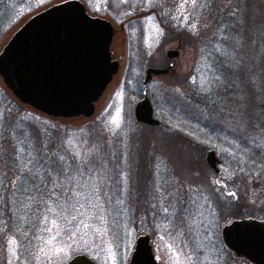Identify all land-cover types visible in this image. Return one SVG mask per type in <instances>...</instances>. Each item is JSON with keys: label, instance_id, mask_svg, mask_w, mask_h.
<instances>
[{"label": "rangeland", "instance_id": "1", "mask_svg": "<svg viewBox=\"0 0 264 264\" xmlns=\"http://www.w3.org/2000/svg\"><path fill=\"white\" fill-rule=\"evenodd\" d=\"M63 1L0 0V51L27 17ZM80 1L89 15L112 24L110 50L120 66L90 119L35 113L0 77V264H63L76 254L94 264H129L142 234L149 236L157 264H252L224 246L221 229L233 219H264V182L245 180L241 167L230 168L234 142L228 131L238 129L230 114L218 122L224 129L202 126L185 102L215 94L216 59L233 47L236 74L230 76L249 120L256 102L251 96L264 90V0H251L239 15L243 26L232 46L221 42L216 9L203 14L198 0ZM180 31L187 36L176 35ZM196 36L202 43L211 36L212 50L204 54L202 44L197 56ZM169 50L179 56L167 59ZM170 64L169 73L147 84L161 126L137 123L133 107L145 70ZM258 99L264 100L262 93ZM207 150L221 161V178L237 203L215 185ZM37 155L49 166V180L34 167ZM239 214L253 216L234 218Z\"/></svg>", "mask_w": 264, "mask_h": 264}, {"label": "water", "instance_id": "2", "mask_svg": "<svg viewBox=\"0 0 264 264\" xmlns=\"http://www.w3.org/2000/svg\"><path fill=\"white\" fill-rule=\"evenodd\" d=\"M114 34L112 24L89 15L80 0L51 5L27 17L2 47L0 77L12 96L35 113L58 120L90 119L120 66L110 50ZM178 56L176 50L166 52L167 59ZM171 67L145 70L142 96L133 107L137 123L160 126L153 117L147 84ZM205 162L215 185L237 203L235 192L221 178V161L213 150L206 151ZM221 238L235 257L264 264V219H233L222 227ZM63 264L94 262L76 254ZM129 264H157L148 235L136 237Z\"/></svg>", "mask_w": 264, "mask_h": 264}, {"label": "trees", "instance_id": "3", "mask_svg": "<svg viewBox=\"0 0 264 264\" xmlns=\"http://www.w3.org/2000/svg\"><path fill=\"white\" fill-rule=\"evenodd\" d=\"M253 2L254 1L252 0V4H254ZM250 3L251 0H227V1L198 0L196 7L199 8L200 6H202L203 14H208L211 12L213 13V11L216 9L215 20L218 21V24L216 23V27H220L218 29H221L223 34L221 38V42L232 46V42L235 45L236 42L235 40L237 39L238 32L243 26V23L239 22V20L241 21L239 15L242 14L243 10H244L243 13L246 11V8L249 7ZM185 29L188 30L189 26H187ZM179 34L187 36L186 32L184 31H180V33L176 35ZM209 37H204L206 41L203 43L202 41H200L199 36L195 37L193 44L196 43L195 48L197 50L196 51L197 56L199 54H202L200 53L201 52L200 48L202 44L206 45L207 48L205 49L204 54L212 50V46H213L212 37L211 36ZM182 39L185 40L186 38L183 36ZM182 39L180 41H182ZM187 40L188 39H186V42ZM229 52L230 53H228L226 58L228 61L232 59V61L234 62L233 57L229 56V54L234 55V53L236 52L235 48L230 47ZM233 74L236 73L229 70L227 72L223 71V73L221 74L222 81L218 80L219 78L218 76L215 78L216 81L218 82V84L215 87L216 89V91H214L215 94L211 91L206 92L203 94V97L196 98L193 101L192 100L188 101L185 99L186 100L185 103L187 106H191L192 108H195L198 117H200L202 120H207V119L210 120L212 117H214V119L217 120L216 122L212 120H210L209 122H204L200 118H198L196 124L200 123L199 125L206 127H210V125H213V128L216 127L217 129L219 128L224 129L225 127L223 126V123H218V122H223V120L221 119H223L224 116L226 117L228 114H230V117L232 118L230 125L233 122H235L234 124L236 128L238 127L237 130L233 131L231 129L230 131H228L230 137L234 142V144H231L230 146L231 148L230 152L232 153L231 155L232 160H230V162H232L234 166L230 165V168L235 167V165L237 166L236 168L241 167L243 169V171L241 172H244L245 174L244 177L245 180L248 179H251L252 181L261 180L264 182V100L258 99L261 98V93L264 96V90L262 92L254 91L253 96H251L252 99L256 100V102L252 104L251 114L250 115L247 114V116H249V120L247 121L245 117L246 113L244 112V108L243 109L239 108V104H237V100H236L237 93H235L233 89L236 82V78L230 76ZM227 94L234 96L230 98H226L225 95ZM235 100H236L235 102L236 105L232 106L231 102H234ZM189 103L191 104L188 105ZM233 109H234V114H231ZM204 117H206L207 119H205ZM240 128H243L245 130L241 132L240 130L242 129ZM22 146L23 149H25L26 145L24 142H22ZM35 159L37 162L34 165V167L36 169H41L46 180H49L51 177L50 176L47 177L46 175L48 172L47 168H49V166H47V162L43 160V155H37ZM25 178L23 180H25ZM39 184L40 182L34 188H37ZM226 184L228 185V187L230 186L229 185L230 183H226ZM244 186L248 187L246 181H244ZM48 193H49L48 191L44 193L45 197L48 196ZM237 198L239 200L238 196ZM52 200H54V198ZM233 204H234V209L236 210L237 206L235 205V203ZM245 216H253V214H239L238 216L235 215L234 218L245 217Z\"/></svg>", "mask_w": 264, "mask_h": 264}, {"label": "flooded vegetation", "instance_id": "4", "mask_svg": "<svg viewBox=\"0 0 264 264\" xmlns=\"http://www.w3.org/2000/svg\"><path fill=\"white\" fill-rule=\"evenodd\" d=\"M111 53H112V51H111ZM234 63L235 62H233L232 61V59L230 60V61H228L227 60V58H225V57H223V56H219L218 55V58L216 59V63H215V69H216V73H217V75H218V80L219 81H222V78H221V74L223 73V71H225V72H227L228 70L229 71H231V69L233 68V66H234ZM169 66V65H168ZM167 66V67H168ZM166 67V68H167ZM173 69V65H172V67H171V69L169 70V72L171 71ZM168 72V73H169ZM155 77H158V76H154V78ZM161 126V125H160ZM160 126H157V127H160ZM156 127V128H157ZM214 174V173H213ZM225 183V182H224ZM226 184V183H225ZM227 185V184H226ZM218 187V186H217ZM227 187H228V185H227ZM219 189H221L220 187H218ZM222 190V189H221ZM228 190H230L229 189V187H228ZM222 193H223V191H222ZM224 194V193H223ZM225 195V194H224ZM226 196V195H225ZM226 197H228V196H226ZM230 198H232L231 196H229ZM233 199V198H232Z\"/></svg>", "mask_w": 264, "mask_h": 264}, {"label": "snow or ice", "instance_id": "5", "mask_svg": "<svg viewBox=\"0 0 264 264\" xmlns=\"http://www.w3.org/2000/svg\"><path fill=\"white\" fill-rule=\"evenodd\" d=\"M197 2V0H192V3L195 4ZM191 27L193 29H195L196 25L195 24H192ZM61 159H63V157H61ZM165 211H167V209H165ZM73 219H75V217H73ZM53 224H55V222L53 221ZM84 228H87L88 227V224H84L83 225ZM50 231V229H49ZM15 241H10V244H14ZM48 243H51V241H49ZM41 251H43V249H41ZM58 251H63L62 249H58Z\"/></svg>", "mask_w": 264, "mask_h": 264}]
</instances>
